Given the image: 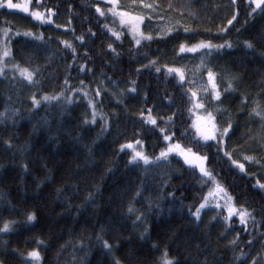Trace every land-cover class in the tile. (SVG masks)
<instances>
[{
	"label": "trees",
	"instance_id": "16d2710c",
	"mask_svg": "<svg viewBox=\"0 0 264 264\" xmlns=\"http://www.w3.org/2000/svg\"><path fill=\"white\" fill-rule=\"evenodd\" d=\"M145 1L187 21L190 31L179 29L144 40L138 46L125 27L113 22L107 4L101 1L40 0L36 8V0H31V9L45 16L52 9V21L65 16L66 30L61 38L50 30L52 25L34 22L24 28L35 36L43 34V39L20 34L12 40L13 64L36 71L34 79L38 83L29 84L9 72L0 76V113H6V118H0V227L5 220L20 222L12 231L0 233V260L4 264H23L26 257L20 253L37 247V238L44 241L39 246L40 264H114L115 258L122 264H154L160 255L154 244L161 251L167 247L179 264H238L236 257L244 252L249 258L254 245L262 240L258 236L264 233V188L257 181H264L246 169L242 172L223 151L217 152L222 146L215 141L203 148L189 143L194 129L190 128L192 117L187 111L185 85L181 87L174 73L166 75L163 68L157 73L154 67L144 66L150 60L164 65L159 53L181 42L229 41L233 47L216 49L215 60L218 68L239 76L236 89L242 91L235 95L233 106L238 108L239 95L245 92L264 103V13L258 15L261 9L251 0H236L230 7L227 0ZM96 5L105 9L104 16L96 12ZM6 11L0 10V30H17ZM233 16L237 19L229 25ZM110 28L122 33L120 39L112 35ZM81 35L83 41L76 39ZM64 40L73 44L75 53L65 47ZM245 40L254 43V50L244 46ZM109 43L115 51L108 48ZM92 74L110 83L135 87L136 93L121 100L108 90L100 96L87 92L85 97L82 87L89 85ZM61 91L64 96L59 100L41 101L39 107H32L33 93L40 99ZM64 97H71V103ZM229 97L225 94L223 98L233 102ZM89 99L108 120L106 131L99 115L97 122L91 123ZM149 108L157 125L145 123ZM173 113L174 126L167 121ZM240 122L229 136L231 147L262 157L257 121L245 118ZM160 128L175 133L173 142L179 140L209 155L207 166L233 197L232 202L238 209H247L255 220L248 219L247 225L233 224L232 237L220 224L198 221L192 212L214 186L210 182L202 184L199 170L175 154L170 156L171 163L159 167L145 166L142 161L130 164L131 150L121 151L120 145L140 139L146 154L158 155L168 143ZM185 129L189 137L181 135ZM9 139L11 147L5 143ZM23 164H27V171ZM137 188L142 190L140 196L135 195ZM89 193L93 194L91 198ZM130 203L134 213L127 211ZM27 212H35L37 219L25 230ZM141 213L142 220L136 221ZM146 227L148 238L141 239ZM97 235L113 245L110 252ZM233 240L235 244L230 243Z\"/></svg>",
	"mask_w": 264,
	"mask_h": 264
},
{
	"label": "snow or ice",
	"instance_id": "6c2138e0",
	"mask_svg": "<svg viewBox=\"0 0 264 264\" xmlns=\"http://www.w3.org/2000/svg\"><path fill=\"white\" fill-rule=\"evenodd\" d=\"M31 0H23V2L14 3L13 0H0V8L7 7L8 9H20L21 11L25 13H30V15L39 21H45L48 22L52 21V9H48V15L45 16L44 12L38 11V10H30L29 4ZM140 7L144 9H151L152 11H156V6L151 3H146L145 0H138ZM235 2V0H233ZM251 3L256 5V8L261 9L262 12H264V0H251ZM108 4L110 7L107 8V12L111 13L114 17L119 18V23L123 27H127L128 32L131 34L132 39L135 43V45H141L142 41L148 40L151 41L153 39V33L152 32H145L141 30V25L145 23V15L144 13L140 12L135 5L137 4V0H131V4L125 9L124 6L121 5L120 0H108ZM35 7H40V0H36ZM96 12L99 13L101 16L105 15V9L100 7L99 5H96ZM169 7H172L171 3L169 4ZM255 11V9H253ZM150 19L152 17H149ZM162 19V17H161ZM237 17L233 16L231 19L228 20V24L231 25L233 23V20H236ZM177 24H179V21H177ZM59 27V25H57ZM10 29L4 30V35L7 36ZM109 31L114 35L117 39H120L122 33L117 32L114 29H109ZM177 31L176 28L172 27L171 25L166 26L164 28H161L160 31H157L155 33L156 36H166L169 33ZM190 29L188 27H184V32L188 33ZM223 31V29L221 30ZM21 33L18 31L16 35H20ZM24 36H32L35 39H43V34L40 36H35V34L28 30L23 32ZM95 35V33H93ZM76 39L83 41L85 37L83 35L76 37ZM62 43L65 45L66 48H69L72 50L73 53L76 52V48L73 46V44L70 41L64 40ZM244 46L249 50H254V43L250 40H245ZM232 48L233 44L229 41H224L222 44H214L211 40H200L197 43H193L191 45H188L184 42H181L179 44V53H197L201 49H208V55H211L212 49H223L224 47ZM108 48L112 51H115L113 48V45L111 43L108 44ZM11 55V50L5 46L2 54H0V75L4 74V68L7 66L4 62V57H8ZM262 56H264V52L261 53ZM75 58V57H74ZM144 67H154L157 73H160L162 71V68L166 70V75H172L175 74L176 77H178V80L180 82L181 87L185 83H188L190 85H193L192 87H189L184 95L188 97V104L189 107L187 108V111L194 116V119L192 120V124L190 125V128L194 129V135H191L189 138V143L197 144L199 147H211L212 145L209 144V141H215L218 146H222L226 142V138L230 136L231 130L233 129V125L231 120L227 123L226 126L221 127L220 121L218 120L217 116L220 113L227 114V109L223 107V101L221 100L222 95L224 94H230L231 92L235 91V84L234 80L236 79L235 76L230 77L226 81V87L221 89L220 82L218 80V73L213 70L211 67H206L205 60L203 57H201L200 63L194 66L193 75L195 76L197 73L200 74L201 81L203 80V76L207 75V82L201 83L200 87L197 88V81L195 79L189 80L187 76V72L189 69L186 66L182 67H174V66H168V65H158L157 60H150L148 65H145ZM12 68H14L16 71H18L19 75L23 77L24 80H26L29 84H36L38 83L37 80L34 79L36 76V71L29 70L27 67H21L19 64H13ZM81 70H84V66L81 65ZM139 71V69L137 70ZM65 83H68L67 80H65ZM84 82L81 81V84ZM114 83V82H113ZM133 84L136 83V81H132ZM75 91V90H74ZM130 91L135 92L136 88L133 87L130 89ZM203 91L205 94L204 97H201L199 95V92ZM101 91L98 88L96 91V96H100ZM211 96V100L217 102L212 110H209L207 104L208 101L206 100L207 96ZM264 95V94H262ZM63 91L60 93H57L56 95H48L45 94L40 99H37L35 93L32 94L30 97L32 101V107L37 108L41 104V101H50V100H59L61 97H63ZM84 96L87 97L88 93L84 92ZM69 103H71L72 98L71 97H64ZM145 99H147V96H145ZM247 97L244 98L242 101L243 104H246ZM254 106L251 108V111L249 112L250 116L258 117L261 121H264V103H261L259 99H256L253 101ZM89 107L92 109L91 114V123L95 124L96 117L99 115L101 119H104V127L103 130L106 131L108 127V120L105 118L104 113L98 112L96 108V103L94 100L89 99L88 101ZM141 117L145 116V113L141 111L140 113ZM176 115V113H173L172 115L167 117V121L173 123L174 121L173 117ZM0 118H6V113H0ZM84 123H89V120L87 117L84 120ZM145 123H150L152 125H157V118L152 114V109H148V114L145 119ZM160 132L163 133V139L164 141L168 142L166 147L161 148L158 155H148L143 150V141L140 139L135 140L134 142H128L125 144L120 145L121 151H123L125 148H128L131 150V156L129 158L130 164H139L141 161L145 166L151 167L152 165H156L159 167L162 163H171L170 156L172 154H175L179 157H181L186 165H189L190 167H193L195 169L199 170L200 173V182L202 184H208L209 182L214 187H209L208 192L203 196L201 203L196 208L195 212H192V215L196 217V219L199 221L201 219V210L206 208L211 201L215 200L217 201L215 207L220 208L221 205L219 204V199L225 198L226 204L225 207L227 209V216L225 217V220H231V218L235 215L239 216L240 223L243 225H247L248 219H252L253 221L255 218L251 215V213L248 212L247 209H238L235 204L232 202L233 197L228 194L227 189L219 182L217 179V176L214 174V170L209 168L207 165L211 162V157L209 155H202L199 151H195L193 147L186 146L182 144L179 140H175L173 142V136L175 133H168L166 132L165 128H160ZM182 136L189 137L188 129H185L183 133H181ZM203 141V144L200 142ZM6 144H8L9 147H11V140H6ZM137 146H140L139 148ZM223 151L224 155L227 156L234 165H237L240 170L243 172L245 169L244 164L239 163L237 160H235L232 157V154L228 152L223 147H217V152ZM245 160H254V157L252 156H245ZM23 168L25 171H27V164H23ZM147 171V168L144 169ZM171 178V177H169ZM207 178V180H205ZM259 186L261 188H264V184H260L259 181H257ZM165 184H167V181H165ZM142 194L141 188H137L135 195L140 196ZM92 193H89V198L92 197ZM169 196H172L173 193L169 192ZM159 207V205H158ZM127 211L129 213H134L135 209L132 205V203L129 204ZM143 217V213L136 216V221H141ZM37 216L35 212H27L26 213V221L24 222L25 230H27L28 226L34 225V222L36 221ZM213 220L216 219V217L212 218ZM134 221L133 223L135 224ZM18 221L15 220H5L3 222L2 227H0V233H8L13 230L14 226L17 225ZM148 238V229L147 227L144 229V232L141 233V239H147ZM97 240H100L103 244V248L107 251H111L113 245L107 240L104 239L102 235H97ZM37 247L32 248L31 250L27 251L26 253H20V255H23L26 257V259L23 261V264H40L42 261L41 252L39 251V246L44 243L43 240L37 238L35 241ZM231 244H235L236 241H230ZM249 244L252 243V241H248ZM7 246V242H5V247ZM64 247L63 245L61 246ZM153 248L160 252V255L157 257L154 264H179V261L175 258L170 256L169 250L167 247H165L162 251L159 249L158 245H153ZM259 253L257 254V257H259ZM257 257H253L251 264H258ZM248 258V254L241 252L238 257H236L238 264H245L246 260ZM0 264H4L3 260H0ZM114 264H122V262L118 259H114Z\"/></svg>",
	"mask_w": 264,
	"mask_h": 264
},
{
	"label": "rangeland",
	"instance_id": "374dc122",
	"mask_svg": "<svg viewBox=\"0 0 264 264\" xmlns=\"http://www.w3.org/2000/svg\"><path fill=\"white\" fill-rule=\"evenodd\" d=\"M98 1H101L105 4H107V8L110 7V5L108 4V0H98ZM227 1H228L229 7L233 5L232 4L233 0H227ZM13 2L19 3V2H23V0H13ZM145 2L150 3L147 1H145ZM235 2H236V0H235ZM120 3L126 9L131 4V1L130 0H120ZM151 4H153V3H151ZM135 7L140 12L146 14L145 15V23L141 25V30L145 31L146 33L152 32L153 37H160V36H156L155 33L157 31H160L161 28H164V27L169 26V25L176 28L177 30L184 29V27L190 28L187 21H184L180 18L175 17L174 15L170 14L169 12L164 10L163 8L156 6V11H152L151 9H144V8L140 7L138 1H137V4L135 5ZM29 8H30V10H34V9H31L30 4H29ZM107 8H106V11H107ZM0 10L1 11L7 10L6 12L10 13V15H9L10 19L14 21V22L13 21L12 22L17 27V30H15V31L10 30L8 32L7 36L4 35L3 29L0 30V52H1V54H2L5 46H7L10 49V44H11L12 40L14 39V37L16 36V33L18 31L21 34H23L24 31H28V29L24 28V26L29 25V23L31 25H33L34 22L37 23L38 25H44L46 23L50 24V25H52L50 30L53 31L54 33H58L61 38H63V35H64V34H62L63 33L62 31L66 30L65 16H60L51 22H48L47 20L42 22V21L34 19L30 15V13H25V12L21 11L20 9H8L7 7H3V8H0ZM263 13L264 12H262L260 10L258 15H262ZM109 15L112 17L113 22L116 25H120L118 17H114L111 13H109ZM24 17H28L30 20L28 21V19H24ZM149 17H152V18L150 19ZM161 17H162V19H161ZM6 18H9V17L6 16ZM15 19L20 20L21 22H17ZM177 21H179V24H177ZM22 22H23V25H22ZM57 25H59V27H57ZM125 28L127 30V27H125ZM127 34L129 35L130 39L133 41L132 36L128 32V30H127ZM178 49H179V45L176 46L175 48H172L169 51H163L162 53H159V54H161V59L163 60L164 65L166 64L170 67L171 66H174V67L186 66L189 69V71L187 72L188 79L189 80L195 79L197 81V85H196L197 88L200 87L201 83L207 82V75L206 74L203 76V80L201 81L200 74L197 73L194 76L193 71H192L194 69V66L200 63L201 57L204 58L206 67H211V68H213L214 71H216L218 73V80L220 82L221 89L226 87V81L232 76L236 77V79L234 80V84H235V89L237 88L239 76L233 71H229L228 69H221V68L217 67V65H216L217 63L215 60L216 55H217L216 49L211 50V55H208V52H209L208 49H201L197 53H189V52L179 53ZM4 62L7 65L4 68V74L9 72L14 77L23 79V77H21L19 75L18 71H16L14 68H12L13 62L10 59V56L4 57ZM4 74L0 75V76H4ZM80 82H81V80H80ZM184 85H185L186 90L189 87L193 86V85H190L188 83H185ZM82 88H83V92L81 94L83 96H84V92L96 93L97 89L99 88L101 92H103L104 90H108V92L112 93L119 100L123 99L125 96H127L129 94L136 93V91L135 92L130 91V89L133 88L132 86H125L123 84L110 83L106 80V78L105 79L102 78L99 74H92V76L90 77V80H89V85L88 86L84 85ZM241 91L240 90L237 91V89H236L235 91L231 92L230 94H226V95H230V97L228 99L233 101V102H229V103L227 102V100L225 98H223L225 94L222 95L221 100L223 101V107L227 109V114L220 113V114H218L217 118L220 121L221 127L226 126L227 123L229 122V120H231L234 130H236V128L238 129V127L241 123L240 121L245 120V118L255 119L258 123V131L260 130L261 135H262V137H260V138L258 137V139H259L258 142H261L262 157H259L256 154L247 153V152L241 151L237 148L231 147L230 143L228 142L229 136L226 138V142L224 145H222V147L225 148L228 152H230L232 154V157L235 160H237L239 163L244 164L245 169L248 172L256 174L257 177H259V179L264 181V121H261L258 117H254V116L249 115L251 108L254 106L253 101L257 99L252 94L245 92L242 95V93H241V96L239 95V98H238L239 99L238 100V108L236 109L233 106V103L236 101L234 98L235 95L239 94V92H241ZM235 92H238V93H235ZM199 95L201 97L205 96L203 91H200ZM245 97H247L248 99H247L246 104H243L242 101L244 100ZM206 100L208 101L207 106H208L209 110H212L217 102L212 101L210 95L206 97ZM191 117L193 120L194 116L191 115ZM137 147L139 148L140 146H137ZM245 156H252V157H254V160H245ZM201 201H202V199H201ZM218 202L221 205L220 208L215 207L217 201L213 200V201H211V203L206 208L202 209L200 220L202 221V223H205L207 225L220 224V226L224 228V230H225L224 232L228 236L232 237L233 236V230H232L233 224L239 225L240 219L237 220L236 218L235 219L232 218V220H225V217L227 216V209L225 207L226 200H225V198H221V199H219ZM235 216H238V215H235ZM213 217H216V219L213 220L212 219ZM258 237H261L262 240L258 244L256 243L254 245V248L250 252V256L246 262L247 264H251L252 258L257 257L258 253L260 254L259 257H257L258 264H264V233L261 232Z\"/></svg>",
	"mask_w": 264,
	"mask_h": 264
}]
</instances>
